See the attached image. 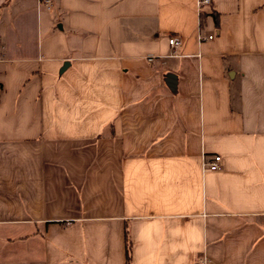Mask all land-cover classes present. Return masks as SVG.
<instances>
[{
  "label": "crops",
  "instance_id": "crops-1",
  "mask_svg": "<svg viewBox=\"0 0 264 264\" xmlns=\"http://www.w3.org/2000/svg\"><path fill=\"white\" fill-rule=\"evenodd\" d=\"M210 1L0 0V264H264V0Z\"/></svg>",
  "mask_w": 264,
  "mask_h": 264
},
{
  "label": "built area",
  "instance_id": "built-area-1",
  "mask_svg": "<svg viewBox=\"0 0 264 264\" xmlns=\"http://www.w3.org/2000/svg\"><path fill=\"white\" fill-rule=\"evenodd\" d=\"M196 2L199 13L201 10H203V8L211 7L212 5V2L210 0H196ZM208 39H212V37L210 36ZM203 40L204 38L201 35H198V42H201ZM180 44H181V40L177 36H172L170 39H168V46L172 49V54L175 53V50L180 46ZM147 60L151 62L153 58L148 57ZM219 162H220V156L219 157L215 156L207 164H204V166H206V168L209 169L210 171L215 172L218 171L220 168Z\"/></svg>",
  "mask_w": 264,
  "mask_h": 264
},
{
  "label": "trees",
  "instance_id": "trees-1",
  "mask_svg": "<svg viewBox=\"0 0 264 264\" xmlns=\"http://www.w3.org/2000/svg\"><path fill=\"white\" fill-rule=\"evenodd\" d=\"M126 254H127L126 263L128 264L129 263V259H130V254H129V249L128 248L126 249Z\"/></svg>",
  "mask_w": 264,
  "mask_h": 264
},
{
  "label": "water",
  "instance_id": "water-1",
  "mask_svg": "<svg viewBox=\"0 0 264 264\" xmlns=\"http://www.w3.org/2000/svg\"><path fill=\"white\" fill-rule=\"evenodd\" d=\"M172 79H174V77L173 76H169L168 83H173ZM169 81H171V82H169ZM170 85H172V84H170ZM168 86H169V84H168Z\"/></svg>",
  "mask_w": 264,
  "mask_h": 264
}]
</instances>
